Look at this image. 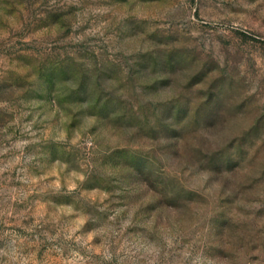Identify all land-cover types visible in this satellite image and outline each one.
<instances>
[{
  "label": "rangeland",
  "instance_id": "rangeland-1",
  "mask_svg": "<svg viewBox=\"0 0 264 264\" xmlns=\"http://www.w3.org/2000/svg\"><path fill=\"white\" fill-rule=\"evenodd\" d=\"M0 264H264V0H0Z\"/></svg>",
  "mask_w": 264,
  "mask_h": 264
}]
</instances>
